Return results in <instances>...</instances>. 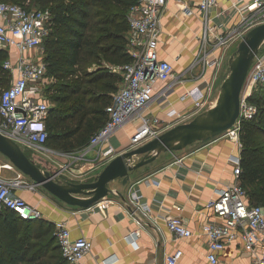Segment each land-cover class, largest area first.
Masks as SVG:
<instances>
[{
  "label": "built area",
  "instance_id": "built-area-1",
  "mask_svg": "<svg viewBox=\"0 0 264 264\" xmlns=\"http://www.w3.org/2000/svg\"><path fill=\"white\" fill-rule=\"evenodd\" d=\"M168 0H135L128 11V53L130 61L110 65L120 75V85L113 94V104L105 123L95 131L90 143L83 149L86 153L96 148V159L107 161L118 154L112 143L116 131L128 123L138 121L130 137V146L138 147L158 137L166 130L163 120L147 112L152 102L163 106L170 104L167 97L174 87L177 72L171 61L159 55L161 17ZM229 1V0H227ZM217 5V0H203L200 6L206 11ZM184 10L192 14V6L185 4ZM234 13L239 20L229 24ZM53 13L49 8H28L20 3L0 0V51L7 53L2 69L9 73V85L0 94V132L14 139L22 147L38 150L47 149L49 138L47 121L50 115L48 98L43 94L48 73L45 60V40L50 33ZM212 21V23H211ZM264 22V0H238L226 8H220L215 15L206 14L204 28L198 36L199 49L190 66L181 74L200 68L196 86L182 98L191 97L195 109H202L213 89L219 72L227 61L226 53L236 45L252 27ZM163 83L156 89L159 83ZM264 85V44L255 55L241 90V110L235 124L224 132V136L235 141L239 150L243 146L241 132L243 122L257 113V104L251 101L253 92ZM214 104V103H213ZM212 104V105H213ZM178 119L189 115L179 112ZM81 154L79 157H83ZM233 163L234 179L221 187L216 198L207 206L221 221H207L201 225V233L208 243L207 257L217 263L220 251L241 235L245 249L254 252L264 245V205L251 204L249 192L240 179V154L230 158ZM2 168L15 169L13 163ZM0 168V213L3 208L14 210L21 218L42 217V211L14 192L15 189L37 185L29 182L27 175L16 170L13 177L2 175ZM110 199L103 198L95 207L104 211ZM122 209L137 224L129 236H138L140 229H146L157 211L164 206L162 199H149L139 183L129 187L126 203H119ZM168 229L176 238L190 237L195 232L184 219L172 212L165 214ZM54 234L63 256L70 264H82L93 248L92 239L87 236H73L66 220L54 222ZM183 249L165 253V264H177ZM149 264H159L151 261ZM250 264H264V251Z\"/></svg>",
  "mask_w": 264,
  "mask_h": 264
},
{
  "label": "crops",
  "instance_id": "crops-1",
  "mask_svg": "<svg viewBox=\"0 0 264 264\" xmlns=\"http://www.w3.org/2000/svg\"><path fill=\"white\" fill-rule=\"evenodd\" d=\"M202 1L168 0L161 17L159 55L171 61L176 72L180 74L190 66L197 55L198 36L204 28L206 14L213 16L220 8H226L238 0H217V5L209 11L200 6ZM185 4L192 6L194 9L192 14L184 10ZM239 18V15L234 13L229 24H233ZM235 49L234 45L228 49L227 61ZM224 71L226 72V67ZM110 72L119 75L111 68ZM197 83L193 80L175 79V85L167 97L170 104L163 106L160 102H152L147 112L157 114L163 120L166 129L191 120L196 113L212 106L198 110L195 109L191 97L182 98ZM162 84L159 83L156 89ZM215 92L218 93L216 100L220 88ZM113 94L107 108V118L113 104ZM179 112L187 113L189 116L183 120L178 119L176 115ZM137 124L138 121L128 123L116 131L112 143L117 147L118 154L131 149L130 137ZM49 144L53 149L47 147L41 151L42 153L37 149L29 150L35 158L45 155L46 157H42L49 159L54 169H60L58 177L64 180L82 181L92 178L109 161L97 160L96 148L84 153V148L65 151L57 143L49 141ZM83 153V157H79ZM238 154L240 150L235 141L223 134L204 142L193 143L182 150L164 151L154 161L133 171L128 184L123 185L120 178L113 180L111 187L120 194L107 196L110 200L104 211H98L96 204L89 208L69 205L41 185L34 189L24 186L15 189L14 192L37 206L43 213L40 218L52 222L66 220L73 236L84 235L92 239V251L83 259L82 264H149L154 260L159 264H165V253H172L177 248L183 249L182 258L177 264H250L264 251V245H258L256 250L251 252L245 249L240 235L220 251L218 262L212 263L207 257L206 237L201 233V225L204 222L222 220L208 208L207 204L217 197L221 187L233 181L234 169L230 158ZM27 178L29 182H33L28 176ZM132 183H139L143 194L149 199H162L164 206L157 211L146 229H140L138 236L131 237L129 234L137 229V224L119 203H126ZM167 212L181 216L195 233L190 237L176 238L166 225Z\"/></svg>",
  "mask_w": 264,
  "mask_h": 264
},
{
  "label": "trees",
  "instance_id": "trees-1",
  "mask_svg": "<svg viewBox=\"0 0 264 264\" xmlns=\"http://www.w3.org/2000/svg\"><path fill=\"white\" fill-rule=\"evenodd\" d=\"M16 1L24 6L28 1H35L41 5L39 8H49L53 13L50 33L44 43L49 48L45 60L48 73L64 81L60 90L67 93L57 95L56 100L61 104L50 108L48 141L59 144L65 151L83 149L90 143L92 134L105 123L107 108L121 78L109 70L100 71L94 79L99 85L85 87L87 80L73 79L74 69L85 56L107 58L114 64L132 59L127 51L128 11L135 0H86V4L100 8L96 13L80 8L74 0L11 2ZM72 10H77L79 17H74ZM71 21L77 26L68 27ZM53 32L57 34L52 35ZM60 32L68 34L62 37ZM57 45L64 49L62 53L54 51ZM6 57L7 53L0 51V81L4 78L9 82V73L2 69ZM56 84L49 85L45 91L59 90ZM256 90L250 97L255 104L263 100L262 93ZM257 107L255 116L243 122L240 179L249 192L250 203L264 205V105L261 103ZM0 264L70 263L63 256L54 234V222L21 218L14 210L3 208L0 213Z\"/></svg>",
  "mask_w": 264,
  "mask_h": 264
},
{
  "label": "water",
  "instance_id": "water-1",
  "mask_svg": "<svg viewBox=\"0 0 264 264\" xmlns=\"http://www.w3.org/2000/svg\"><path fill=\"white\" fill-rule=\"evenodd\" d=\"M263 44L264 22L247 31L229 56L230 72L223 80L213 106L196 113L187 122L166 129L158 137L117 154L92 178L82 181L59 178L60 169H54L49 159L31 157L19 143L1 132L0 153L36 185H41L61 201L89 208L109 194H120L110 183L120 178L123 185L128 184L133 171L154 161L160 153L182 150L193 143L210 140L232 127L240 115L242 87ZM140 155L141 159L133 161Z\"/></svg>",
  "mask_w": 264,
  "mask_h": 264
},
{
  "label": "rangeland",
  "instance_id": "rangeland-1",
  "mask_svg": "<svg viewBox=\"0 0 264 264\" xmlns=\"http://www.w3.org/2000/svg\"><path fill=\"white\" fill-rule=\"evenodd\" d=\"M7 1H15V0H7ZM67 1L68 0H66V2ZM74 1H75V3L78 6H80V8L87 9L90 13H96L100 9L99 7H97L94 4H86V0H74ZM25 5L28 6V7H40L41 6V5L37 4L35 1H28V2L25 3ZM72 13H73L72 15L74 17H79V14H78L77 10H74V11L72 10ZM75 26H77V24L75 22H73V21H71L68 24V27H75ZM54 34H57V33L53 32L52 35H54ZM67 34H68L67 32H60V36H62V37H65ZM106 41L108 43L109 40H106ZM234 46L237 47V44L234 45ZM63 50L64 49L62 48L61 45H57L54 51L62 53ZM86 50L90 51V48H87ZM48 51H49V48L47 46H44V54H46ZM112 63L114 64L113 61L108 60L107 58H103L102 57L101 59H97V58L91 59V58H88V57L85 56L84 59L81 61V63L75 67L73 79H76L77 77H79L80 79L84 78L85 80L88 81V82L86 81L84 83L85 87L98 86L99 84H97L94 79H96V77H97V75L99 74L100 71H105V70H109L110 71V68H111L110 65H112ZM225 67H226V72L224 71ZM229 72H230L229 65L225 62L224 66H223V69H221V73L219 72V75H218L217 79L214 82V85H216L215 87L217 89L213 86L214 89L210 93L211 95H209L207 97L208 102L206 103V106L212 105L213 102L215 104V102H216L215 97H216V94H218L215 91L218 90L221 87V84L223 82L222 81L223 77L227 73L229 74ZM199 73H200V68L197 67L194 70L190 71L189 73L185 74V76L180 74V72H179V73H177L178 74L177 77H178L179 81H182V80L183 81L184 80H193V81L196 82L200 78ZM224 79H225V77H224ZM54 82H57L56 85H57V88L59 90L55 91V89H54V90H52L50 92H46L45 91L46 88L49 85L53 84ZM63 82L64 81H62L60 79H57L54 76H51L49 73H47V76H46L45 82H44V86H43L44 87L43 94L48 98V102H49L50 108L54 107L55 105L61 104V102L56 100V96L57 95H60V96L66 95L67 92L65 90H60L63 87V85H64ZM8 84H9V82L6 79H4V78L0 81V94H1V92L3 90V88L7 87ZM263 90H264V85H260L257 88V90H256L257 92L262 93V98H263V100H260L257 103V105L261 104V103H262V105H264L263 104L264 103V91ZM258 110H259V107H258ZM262 139L264 140V133L262 135ZM46 146L52 148V145L49 144V141L46 143ZM23 148L27 151V153L31 157H33L32 152L27 147L23 146ZM42 150L43 149H38L37 151H40L39 153H42L41 152ZM34 151H36V150H34ZM42 156L46 157L45 155H41L40 157H42ZM141 157H142V155H140L138 157H135L134 161L135 162L138 161L139 159H141ZM6 163H12V162L9 160V158H7L5 155L0 153V168H2ZM15 169L18 170L16 166H15ZM15 169L2 168V170H1L2 171V175L5 176V177H13L14 175H16V170ZM84 180H87V179H84ZM113 183H114V181H112L110 183V186L113 185Z\"/></svg>",
  "mask_w": 264,
  "mask_h": 264
}]
</instances>
